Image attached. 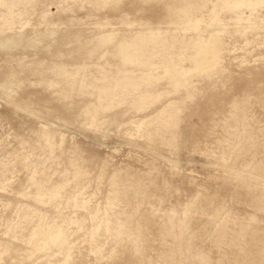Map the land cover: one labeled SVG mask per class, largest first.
<instances>
[{"label":"rangeland","instance_id":"374dc122","mask_svg":"<svg viewBox=\"0 0 264 264\" xmlns=\"http://www.w3.org/2000/svg\"><path fill=\"white\" fill-rule=\"evenodd\" d=\"M0 264H264V0H0Z\"/></svg>","mask_w":264,"mask_h":264}]
</instances>
